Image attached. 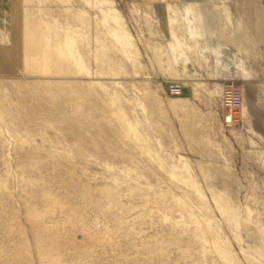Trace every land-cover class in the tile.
<instances>
[{"label":"rangeland","instance_id":"obj_1","mask_svg":"<svg viewBox=\"0 0 264 264\" xmlns=\"http://www.w3.org/2000/svg\"><path fill=\"white\" fill-rule=\"evenodd\" d=\"M14 1L0 264H264V79L228 122L211 1Z\"/></svg>","mask_w":264,"mask_h":264},{"label":"crops","instance_id":"obj_2","mask_svg":"<svg viewBox=\"0 0 264 264\" xmlns=\"http://www.w3.org/2000/svg\"><path fill=\"white\" fill-rule=\"evenodd\" d=\"M178 1L202 4L208 0ZM210 1L214 7L196 8L191 16L205 18V30L196 39H203L204 48L210 52L221 54L220 63L216 62L219 67L216 65L212 78L237 81L264 79V64L261 61L264 50V0ZM14 2L0 0V75H10L19 68ZM219 4H224L226 9L220 8ZM211 56L215 57L214 54ZM245 89L250 96L243 111L251 117L254 126L264 130V88L248 82Z\"/></svg>","mask_w":264,"mask_h":264},{"label":"built area","instance_id":"obj_3","mask_svg":"<svg viewBox=\"0 0 264 264\" xmlns=\"http://www.w3.org/2000/svg\"><path fill=\"white\" fill-rule=\"evenodd\" d=\"M224 99L226 114H233L234 109H241L243 106V89L235 79L223 80ZM171 94L178 95L182 92V88L177 83H171L168 86Z\"/></svg>","mask_w":264,"mask_h":264},{"label":"bare ground","instance_id":"obj_4","mask_svg":"<svg viewBox=\"0 0 264 264\" xmlns=\"http://www.w3.org/2000/svg\"><path fill=\"white\" fill-rule=\"evenodd\" d=\"M222 88H223V85H222ZM224 90V88H223ZM225 94V93H224ZM242 109V108H241ZM225 117L227 118L228 122L231 121V113H228V114H225Z\"/></svg>","mask_w":264,"mask_h":264}]
</instances>
